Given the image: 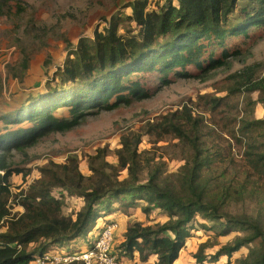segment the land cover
<instances>
[{"label": "trees", "instance_id": "16d2710c", "mask_svg": "<svg viewBox=\"0 0 264 264\" xmlns=\"http://www.w3.org/2000/svg\"><path fill=\"white\" fill-rule=\"evenodd\" d=\"M9 1L0 0V14ZM239 1L177 0L176 4L167 0L161 8L150 10L149 0H133L130 15L112 16L102 31L79 39L64 63L49 76L45 91L17 100L1 115L5 126L0 133V169L4 171L0 173V225L5 224L6 229L0 231V264H31L52 244L86 237L103 215L127 213L140 205L145 214L155 209L164 211L168 220L157 225L131 222L120 244L124 257L147 262L157 256L156 264H174L196 230V219L201 217L213 223L203 221L201 228L215 230L218 237L234 231L243 233L223 245L212 259L222 255L231 258L251 245L248 254L235 264H264V219L229 210L248 191L252 176L264 181V142L254 133L264 130V119L241 120L239 131L246 141L235 139L245 147L243 159L248 169L243 170L246 176L239 182L234 176L229 182L223 179L235 168L231 166L234 162H227L229 152L209 144L213 134L206 132L204 122L185 107L151 126L158 133L174 132L191 145V155L178 173H164L161 163L139 152L141 134L137 133L122 138L123 147L117 150L119 166L107 163L105 150H99L90 156L94 176L83 174L76 158L69 164L56 165L54 170L42 168L43 177L26 194H18L24 212L13 213L8 205L10 178L22 170L8 164L7 154L32 147L51 133L74 129L88 115L150 97L143 81L133 78L137 73L155 75L167 85L171 74L192 75L187 72L190 65L203 74L224 66L233 55L226 49L228 38L247 36L251 27L264 25V0H247L238 21H232ZM123 20L135 22L136 33L131 29L121 33ZM220 48L222 57L215 58ZM235 77L236 85L241 86L239 91L259 92L258 102L264 103V78L255 77L253 67L244 68ZM223 100L214 97L209 102L218 107ZM64 107L69 108V118L56 116V111ZM144 167L148 168L145 182L140 176ZM120 168L128 170V177L119 178ZM55 186L83 198L84 204L75 216L64 213L65 200L52 193ZM88 241L93 247L95 240ZM32 243L36 246L30 248ZM209 246V241L200 244L195 254L198 263L208 260L205 249Z\"/></svg>", "mask_w": 264, "mask_h": 264}, {"label": "rangeland", "instance_id": "374dc122", "mask_svg": "<svg viewBox=\"0 0 264 264\" xmlns=\"http://www.w3.org/2000/svg\"><path fill=\"white\" fill-rule=\"evenodd\" d=\"M132 1L10 0L0 14V113L27 94L45 91L49 76L52 77L64 63L68 52L77 45L79 39L84 36L93 37L95 30L102 31L112 16L130 15L132 9L129 4ZM173 1L178 4L177 0ZM247 2L239 1L237 10L231 17L232 21H238L240 10ZM166 3L167 0H149V9L157 10ZM119 28L121 33H126L128 29L134 33L137 31L135 22L128 20L121 21ZM226 43V49L233 55L226 60L224 66L203 74L199 68L190 65L187 72L192 75L180 77L171 74V82L167 85L155 75L137 73L133 78L139 77L143 81L150 97L134 100L129 105L124 104L110 111L88 115L74 129L51 133L32 147L13 150L7 154L8 164L22 170L10 178L12 195L8 205L12 212H19L20 195L26 194L43 177L42 168L54 170L56 165L69 164L71 158H76L81 172L94 176L90 156H95L99 150H105L104 160L107 163L119 166L117 150L123 147L124 136L141 134L139 152H146L154 163H161L164 173H178L186 162V157L191 155V145L181 141L174 132L158 133L151 126L160 122L162 117L180 112L185 107L192 110L195 118L204 122L206 132L213 134L208 139L209 144L224 147L229 152L227 162L230 165L234 162L231 166L235 168L223 179L229 182L234 176L236 182L243 180L246 176L243 170L248 169L243 159L245 147L235 138L245 140L243 133L239 131L242 119H264V103L258 102L259 92L249 93L244 89L239 91L237 88L241 86L236 85L238 80L235 75L246 67H253L255 77L264 78V25L251 27L247 36H232ZM214 57H222V48L217 50ZM14 75L20 77L16 78ZM30 89L32 91L27 93ZM214 97L224 98L218 107H213L209 102ZM56 116L69 118V108H59ZM28 124L30 123H25ZM254 133H258V139L264 142V130L258 129ZM96 161L98 165L101 158ZM56 171L58 173V168ZM59 171L62 172V169ZM118 175L120 179L126 178L128 170L120 168ZM140 176L145 182L148 168H142ZM52 191L57 198L65 200L66 215L75 216L84 204L83 198L78 194L69 193L57 186ZM116 205L118 204L115 203ZM229 210L234 214H249L264 219L263 179L252 176L248 191L234 201ZM116 214L99 221L102 228L112 222L117 224L112 254L120 264H141L138 258L136 260L122 256L120 244L124 241L128 225L136 221L145 225L162 224L168 220V215L160 209L145 214L141 205L127 213L116 211ZM203 221L213 224L201 217L196 219V230L181 250L176 264H235L239 258L248 254L251 245L242 247L231 258L222 255L218 259H212L223 245L243 233L234 231L218 237L215 230L201 228L200 223ZM96 224L86 237L52 244L45 253H81L90 249L88 240H95L101 232V227L98 228ZM3 225L5 224L0 225V231L6 229ZM207 241L211 244L205 249L208 260L198 263L195 254L200 244ZM35 246L32 243L30 248ZM154 262L153 258L145 264Z\"/></svg>", "mask_w": 264, "mask_h": 264}, {"label": "built area", "instance_id": "2783aa9c", "mask_svg": "<svg viewBox=\"0 0 264 264\" xmlns=\"http://www.w3.org/2000/svg\"><path fill=\"white\" fill-rule=\"evenodd\" d=\"M0 173L3 174L4 171L0 170ZM116 227L117 224L113 222L104 226L96 237L94 246L84 252L44 253L37 255L35 259L39 264H69L74 261H82L83 264H120L112 254Z\"/></svg>", "mask_w": 264, "mask_h": 264}, {"label": "crops", "instance_id": "0c3cea01", "mask_svg": "<svg viewBox=\"0 0 264 264\" xmlns=\"http://www.w3.org/2000/svg\"><path fill=\"white\" fill-rule=\"evenodd\" d=\"M33 89V88H32ZM32 89H30L29 91H27V93H30L31 91H32ZM40 90H38L37 92H39ZM29 94H27V96H28ZM23 97H21L20 99H22ZM17 100H19V99H17ZM15 103V102H14ZM13 103V104H14ZM12 104V105H13ZM10 108V107H9ZM9 108H5L4 110H3V112L2 113H0V133L3 131V128H4V126H5V122H4V120H3V117H1V115L4 113V112H6ZM20 207H18V211L20 212V213H22V212H24V207L22 206V205H19ZM121 213V212H120ZM115 215H117L116 214V211H115V213L113 212L112 214H108V215H103L102 217H100V219H98L97 220V224H96V226L98 227V228H100L101 227V224H100V222L99 221H102V220H104V218L106 219V218H108V217H114ZM101 230H102V227H101ZM94 232V230H92L91 231V233H93ZM80 238V237H79ZM76 240V239H75ZM37 256V255H36ZM137 258L138 257H136V260H137ZM155 259V262H154V264H156V261H157V256H151L150 257V259L147 261V262H142V261H140L139 259V261H140V263L141 264H145V263H148L151 259ZM177 262V261H176ZM176 262L174 263V264H176ZM39 264L38 262H37V260L35 259V260H33L32 262H31V264ZM46 264H51V263H46Z\"/></svg>", "mask_w": 264, "mask_h": 264}]
</instances>
